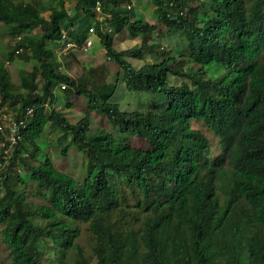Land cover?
Here are the masks:
<instances>
[{
	"label": "trees",
	"instance_id": "1",
	"mask_svg": "<svg viewBox=\"0 0 264 264\" xmlns=\"http://www.w3.org/2000/svg\"><path fill=\"white\" fill-rule=\"evenodd\" d=\"M66 1L0 0V22L27 30L16 46L35 61L16 81L15 52L0 55V104L19 103L17 119L34 107L1 177L7 264H41L49 251L47 264H264V0H151L154 21L129 0ZM108 24L128 26L139 43L118 50ZM91 29L128 90L159 93L164 104L124 110L115 87L95 91L55 63L63 34L82 44ZM57 84L86 97L114 131L92 129L88 113L72 122L55 106ZM6 139L0 129L2 147ZM71 146L87 156L84 179L48 151Z\"/></svg>",
	"mask_w": 264,
	"mask_h": 264
},
{
	"label": "rangeland",
	"instance_id": "2",
	"mask_svg": "<svg viewBox=\"0 0 264 264\" xmlns=\"http://www.w3.org/2000/svg\"><path fill=\"white\" fill-rule=\"evenodd\" d=\"M68 6H73L76 0H67ZM127 7L131 5L132 8L136 7L138 10H143L146 18L154 21L153 8L154 5L151 0H129L126 3ZM129 8V7H128ZM100 11L101 9L98 8ZM101 19H108L104 11L99 12ZM109 25V31L114 33V46L118 50L124 48H130L133 44H138L141 39V34L133 36L128 26H124L116 31L111 24ZM39 28H34V31ZM27 30H12L8 25H4L0 22V55L5 52H15L13 57L8 60V67L12 74V77L16 81H20L23 77L29 76V72L33 69L35 63L34 60H29L27 54L19 46H16V41L19 37L26 33ZM85 40V39H84ZM87 40H92V46L86 50L84 45ZM166 40V39H165ZM86 41L82 44L72 43L67 34H63L60 45L55 47V51L52 54L55 63L62 66L64 70L69 72L74 78L77 79L79 84H85L88 88L98 90L99 87L106 85L110 89L115 87L111 99L120 103V107L124 110H133L138 108L153 107L155 105L164 104L165 97L159 93L154 92H143V91H131L128 90L123 78V70L118 69L114 63L113 58L109 57V53L106 51L105 44L99 34L95 30H89L86 35ZM170 47H175L178 42L172 40L169 41ZM20 50L17 51L16 49ZM3 56V55H1ZM129 59H132L131 56ZM136 66L142 64L141 60H133ZM199 64L195 63L193 68H198ZM31 75V74H30ZM42 77L37 73L36 81L38 84L42 83ZM57 98L55 102L56 108L62 110L65 115L72 121L76 122L82 118L85 114L90 115L91 127L95 128H106L110 131H114L112 124L108 118L104 115H100L89 109V103L86 97L79 95L76 92L70 93L67 88L61 85H55L54 87ZM2 99L0 93V101ZM20 104L6 102L0 104V120L3 123V132L6 134L7 139L9 137V124L10 121L16 117V112L19 110ZM28 124V121H27ZM58 133L57 128L48 126L47 128V139L53 141ZM129 141L138 147H146L148 143L143 138L131 137ZM13 146L8 145L2 147L0 144V153L3 154L5 161L3 162L0 158V194L3 192L1 187L2 178L5 176L3 173L8 166L9 159L12 155ZM49 154L51 155L54 165L73 176L84 179L85 174V163L87 156L81 152L76 146H71L67 155H61L53 147L49 148ZM20 167H18L19 169ZM22 172L26 173L27 170L22 168ZM2 177V178H1ZM8 247L4 244L0 245V252L4 256V262L7 264L10 259L5 255L8 251ZM54 258L53 251L45 253L40 258L41 264H47Z\"/></svg>",
	"mask_w": 264,
	"mask_h": 264
},
{
	"label": "built area",
	"instance_id": "3",
	"mask_svg": "<svg viewBox=\"0 0 264 264\" xmlns=\"http://www.w3.org/2000/svg\"><path fill=\"white\" fill-rule=\"evenodd\" d=\"M71 44H72V42H70V45ZM91 46H92V40H87L85 45H84V48L87 50ZM62 86L65 87V84H62ZM33 112H34V107L28 106L26 108V113H25L24 117H22L20 119L13 118L10 121V124H9L10 130H9V137H8L9 145L13 146L15 144V142L17 141V138H19L20 128L25 127L27 125V121L29 120L30 116L33 115ZM0 129L3 130V123H1V120H0Z\"/></svg>",
	"mask_w": 264,
	"mask_h": 264
}]
</instances>
